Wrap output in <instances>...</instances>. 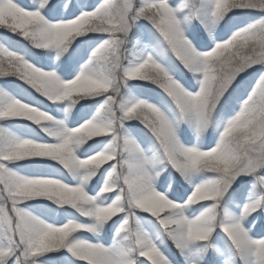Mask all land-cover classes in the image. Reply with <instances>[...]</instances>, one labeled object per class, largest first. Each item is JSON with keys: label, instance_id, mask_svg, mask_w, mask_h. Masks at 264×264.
Here are the masks:
<instances>
[{"label": "snow or ice", "instance_id": "snow-or-ice-1", "mask_svg": "<svg viewBox=\"0 0 264 264\" xmlns=\"http://www.w3.org/2000/svg\"><path fill=\"white\" fill-rule=\"evenodd\" d=\"M237 9L264 0H0V77L51 102L0 84V264H264V15Z\"/></svg>", "mask_w": 264, "mask_h": 264}, {"label": "rangeland", "instance_id": "rangeland-1", "mask_svg": "<svg viewBox=\"0 0 264 264\" xmlns=\"http://www.w3.org/2000/svg\"><path fill=\"white\" fill-rule=\"evenodd\" d=\"M96 2H99V0H96ZM236 11H237V12H242V13H246V14H247V15H245V16L242 17V19L245 20L246 22H250L252 19L257 18L258 15H264V13L253 14V13H251V10H247V9H237ZM77 15H79V13H77ZM73 18H74V17H73ZM241 26H243V25H241ZM229 27H231V23H230V21H229V18H228V17H225V20L222 21V22L220 23V25L216 28V33H217L218 35H219V34H223V33H225V32L227 31V29H228ZM232 30L234 31L235 28H233ZM6 31H7V30H6L3 26H0V34L6 32ZM230 34H231V33L228 32V35H230ZM8 35L13 36L14 39L22 40V38H20L19 36H15V35H13V34L10 33V32H8ZM204 35H208V33L205 32ZM224 38L226 39V38H227V35H225ZM189 39H191V37H189ZM211 42H212V41H211V38H210V39H209V43H211ZM204 50H208V49H204ZM147 71H149V70L146 69L145 72H147ZM61 75L63 76V73H61ZM189 75H190V74H189ZM65 78H66V79H70L71 77H65ZM5 81H7L8 83H12V84H20V85H23V86H25V87H27V88L30 89V86L24 85V82H23V81H19L18 77H13V76H9V77H0V84L4 83ZM132 83H133V84H137V85L140 86V89H139V90H137V89H133V93H134V95H136L137 97L142 98V99H148V98H149V93H152V92H150L149 90H147V88H145V87L143 86V84H142L143 81H134V82H132ZM144 83H150V82H144ZM30 93H31V95L34 96L38 101L43 102V103H45V104H47V105H51V102L46 101V98L42 97L39 93H36L34 89H30ZM153 102H156V101L153 100ZM80 103H81V104H85V103H90V101L86 102V101H83V100H82ZM64 106L67 107V102H65V105H64ZM77 107H79V106H77ZM75 115H76V113L74 112V113H73V116H75ZM29 123H30V122H29ZM73 126H74V125H73ZM126 126L129 127L130 129H131V128H141V129L144 128V125H143L140 121H136V120L126 121ZM33 127H35V125H33ZM145 130H146V129H145ZM182 131H183V133H184V136H182V139H183L184 137H189L193 143L195 142V139H196V138H195V136L192 135L191 130H189V129L187 128V126H183ZM41 135L46 136V134H44V133H42V132H41ZM47 139H48V141L50 142L52 138L49 137V138H47ZM205 142L207 143V138H205ZM52 163H55V162H52ZM105 166H106V165H105ZM177 175H179V174H177ZM68 180H69V181H72V182H75V181L72 180V178H71L70 176H69ZM181 181L184 182V181H183V178H181ZM184 183H185V186H186V187H188L189 189L191 188V185L187 184V182H184ZM101 184H103V180L101 181ZM158 190H162V191H163V189H158ZM97 191H98V189H97ZM225 195L227 196V193H226ZM246 202H247V197L244 198L243 200H241V206H242L243 203H246ZM28 203H29V204H33V203H37V201H29ZM44 203H45V204H50V205H52L53 207H56V206L53 204L52 201H47V200H45ZM197 207H198V206H197ZM235 211H236V213H238V212H239V207H237ZM260 212L264 213V208H261V209H260ZM138 214L143 215V216H145V217L150 216V214L141 213V212H139V210H138ZM162 215H163V213H162ZM253 215L255 216V215H257V213H254ZM83 219H84V218H81V220H83ZM248 219L251 220L252 217H249ZM257 223H258V221H257ZM117 227H118V225H117ZM249 227H251V226L249 225ZM252 231L255 232V229H252ZM105 234H107L109 237L113 236V235L115 234V228H105ZM90 235H91V234H88V236H90ZM88 236H84V237H82V238L87 239ZM169 247H171V248L173 249L174 252L176 251V250L174 249V246L171 244L170 241H169ZM176 259H177V260H180V261L183 260V257L180 256V254H179L178 251H176ZM82 264H86V262H82Z\"/></svg>", "mask_w": 264, "mask_h": 264}, {"label": "trees", "instance_id": "trees-1", "mask_svg": "<svg viewBox=\"0 0 264 264\" xmlns=\"http://www.w3.org/2000/svg\"><path fill=\"white\" fill-rule=\"evenodd\" d=\"M229 15V17L230 16H232V13H229L228 14ZM144 82H148V81H143V86L145 87V88H147V90H149L150 92H159L160 90L157 88V86L156 85H154V84H150V83H144Z\"/></svg>", "mask_w": 264, "mask_h": 264}]
</instances>
